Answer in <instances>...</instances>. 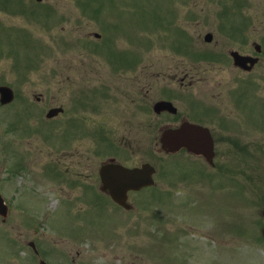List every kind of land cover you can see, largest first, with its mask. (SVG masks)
Segmentation results:
<instances>
[{
  "label": "rangeland",
  "instance_id": "374dc122",
  "mask_svg": "<svg viewBox=\"0 0 264 264\" xmlns=\"http://www.w3.org/2000/svg\"><path fill=\"white\" fill-rule=\"evenodd\" d=\"M222 1L15 0L18 7H23L21 10L12 2L0 0L5 6H0V85H9L15 91L10 104H0V188L5 198L12 203L13 198L17 204L15 208V202L11 204L12 216L0 226V244L1 237L5 238L0 247V264H40L41 259L47 260L46 264H80L83 260L90 264H264V241L259 239L264 224L261 157L252 162H229L240 165V172L247 170L251 174L233 184L224 178V193L214 189L212 194H187L192 185L180 182L171 194L151 190L132 195L135 207L124 209L122 214L114 211L119 215L105 209L99 215L90 211L94 194L89 188L81 191V196L68 188L62 195L69 196L71 202L53 188L51 179L36 180L37 173L47 170L46 176L60 182V172L66 167L68 173L76 175L71 171L83 170V162L78 160L83 151L92 165L101 157L95 154L97 141L92 138V130L87 136L83 130L77 134L71 127L64 131L62 117L46 118L50 106H64L69 117L77 111L83 113L72 97L83 93L87 86L100 85L94 77L100 74L107 75L103 80L117 86L119 99L122 91L129 90L124 75L134 74L125 68L138 65L139 70L145 53L154 66H161L163 54L174 52L169 46L192 42L184 32L210 29L217 31V38L221 37L222 25L231 27L237 21L243 26L247 19L239 18L240 12L227 7L219 14ZM7 5L12 6L3 10ZM257 6L258 25L264 27V0H254L250 10L256 11ZM47 10L50 12L45 14ZM95 31L104 33L101 40L84 37ZM146 42L148 46L144 48ZM104 44L100 50L99 45ZM120 48L128 49V63L118 60ZM111 63H117L112 69L122 74H113L108 67ZM37 96L43 99L38 101ZM91 96L104 100L100 92ZM83 116L91 128L93 120L98 119L97 112ZM154 131L151 135L158 133ZM152 148L155 149L147 147L149 154ZM66 155L68 158H63ZM148 158L159 162L157 154ZM29 176H34L33 180ZM213 187L218 185L213 182ZM70 203L76 212H81L82 225ZM103 205L109 207L105 201ZM23 220L37 223L38 232ZM74 225L80 228L77 235L81 237L70 235ZM18 231L22 232L21 241L16 239ZM32 238L41 250L39 255L27 243ZM46 239L53 243L50 249ZM18 241L25 249L19 250L21 254L15 245ZM13 248L14 256L10 255Z\"/></svg>",
  "mask_w": 264,
  "mask_h": 264
},
{
  "label": "flooded vegetation",
  "instance_id": "af4514ba",
  "mask_svg": "<svg viewBox=\"0 0 264 264\" xmlns=\"http://www.w3.org/2000/svg\"><path fill=\"white\" fill-rule=\"evenodd\" d=\"M253 5L254 0H223L219 14L227 7L230 11L240 12L241 16L238 17L247 19L243 26L237 21L231 27L222 25L221 37L217 38V31L210 29L199 31L195 28L192 32H184L190 35L192 42L169 46L174 52L163 54L161 66H154L145 53L139 70L138 65L125 68L134 74L124 75L129 83V90L122 91L123 97L119 99L116 98L117 86L103 80L107 75L94 76L100 80V85L87 86L83 93L72 97V102L83 113L77 111L69 117L67 108L61 105L62 110L55 117H62L63 126L66 127L64 131L71 127L77 134L83 130V134L87 136L88 131L92 130V138L97 141V147L93 142L95 154L101 155L100 159H96L92 165L89 157H85L84 151L78 146L83 151L78 158L83 162V170H72L76 175H71L66 167L60 172V182L46 176V170L44 174L37 173L36 180L41 182L42 179H51L50 184L61 195L71 188L81 196V191L89 188L94 194L92 206L100 209H91L92 206L88 209L95 211L96 215L100 214L101 209L115 215L114 211L122 214L124 209L132 210L135 205L131 196L146 191L171 194L181 182L188 187L192 185L191 191H186L187 194H212L214 189L224 193V178L233 184L240 181L241 177H249L251 172H240V165L228 163L252 162L259 157L264 159V27L258 25V6L256 11L250 10ZM192 16L197 17V14L192 12ZM94 33L89 32L84 37L91 38ZM102 46L106 44L99 45L100 50ZM144 47H147V43ZM120 49L118 60L128 63V49ZM93 51H97V46ZM103 66L111 67V72L115 75L122 74L115 73V67L114 71L112 69L117 63ZM96 92H100L103 101L99 97H89ZM37 99L39 101L43 97L37 96ZM52 107L54 106H50ZM95 112L98 113V119L96 122L93 120L91 128L83 114L94 115ZM153 130L158 133L151 135ZM169 131L172 133L169 134ZM64 142L67 148V141ZM149 145L155 148H152L151 154L147 150ZM166 146L175 148V151L168 152ZM77 153L78 150L75 151ZM154 154H157L159 162L148 158ZM18 158L21 160L20 156ZM146 163L156 167L152 185L131 188L130 185L124 186L126 183L119 179L118 183L104 181L100 174L103 165L142 168ZM30 169L32 170V166ZM29 177L30 181L34 178ZM88 178L90 187L86 185ZM213 182L218 188L213 187ZM123 194L126 195L124 203L120 201L121 197L116 199V196ZM63 197L71 201L69 196ZM103 201L109 207L104 206ZM69 207L79 216L77 221L82 225L81 212H76L71 203ZM11 216L12 212L7 217L0 215V226ZM17 221L19 220L15 218L14 222ZM25 223L38 232L37 223ZM73 227L70 235L81 237L77 235L80 234V228L77 225ZM18 232L16 239L20 240L22 232ZM20 241L15 243L17 247ZM45 242L50 249L51 240L46 239ZM27 243L37 255L41 253L35 239H29ZM79 254L80 250L76 251V255ZM71 260L74 262V258ZM40 263L46 264L42 259ZM80 264H90V261L83 260Z\"/></svg>",
  "mask_w": 264,
  "mask_h": 264
},
{
  "label": "water",
  "instance_id": "95a60500",
  "mask_svg": "<svg viewBox=\"0 0 264 264\" xmlns=\"http://www.w3.org/2000/svg\"><path fill=\"white\" fill-rule=\"evenodd\" d=\"M0 92H1V100H2V102H8L14 96L13 90L10 87H8V86H1L0 87ZM54 111L55 110H53V111L51 110V112H49V114L50 115L54 114ZM153 169L154 168L150 164H147V165L144 166V168L141 171V172H143V170H146L147 172H145L143 174H140L139 170H136V171L135 170L134 171H124L123 176L126 177L125 174H127V178H129V179H140V178H143L145 180V182H148V181H150L148 179V177H149L150 173L153 172ZM104 173H105V175H104ZM104 173H103V176L106 179V181H112L113 182V181H116V180H118L120 178V173H118V175L115 177V179H107V175L106 174L108 173V171L107 172L104 171ZM108 178H109V176H108ZM1 201H2V199H1V196H0V206H1ZM1 210H2V208H0V211Z\"/></svg>",
  "mask_w": 264,
  "mask_h": 264
}]
</instances>
